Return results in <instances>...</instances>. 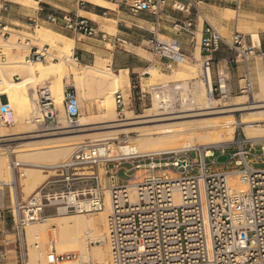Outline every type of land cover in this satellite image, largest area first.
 Here are the masks:
<instances>
[{"label":"built area","instance_id":"built-area-1","mask_svg":"<svg viewBox=\"0 0 264 264\" xmlns=\"http://www.w3.org/2000/svg\"><path fill=\"white\" fill-rule=\"evenodd\" d=\"M34 1L39 9L44 3V0ZM106 1L123 6L132 16L150 13L156 22L167 7V0ZM198 1L191 0V6H196ZM1 9L7 10L8 6L3 3ZM45 21L75 36L107 40V34L97 24L77 14L49 13ZM175 28L195 40L193 20L179 22ZM0 31L3 37L10 36L1 21ZM147 43L156 57L166 61L167 67L183 64L189 58L180 40H162L155 30ZM223 45L234 51L235 56L215 61L212 55ZM200 48L205 54L200 77L208 83L213 97L228 98L233 93L232 68L240 63L244 71L238 79L239 92L253 95L255 80L251 62L256 58L264 61L260 37L255 41L252 35L238 31L226 37L208 24ZM51 57L47 44L31 46L26 56L28 60L41 62ZM5 60L0 48V63ZM1 97L0 124L11 126L14 110L8 99L3 101ZM114 98L117 111H123L126 107L123 92L118 90ZM39 104L44 122L56 128L58 111L49 90L40 91ZM63 105L67 120L77 123L81 104L73 86L65 87ZM260 124H238L239 132L224 145L158 155H124L119 148L128 144L127 141L77 144L66 162L47 167L52 179L26 201H17L11 210L14 226L22 233L28 224L44 222L56 215L100 213L106 209L109 197L111 211L105 239L109 259L84 264H264V167L255 166L264 164V139L248 138L245 134L246 128ZM224 155H229V160L218 166V156ZM142 158L150 159L146 165L149 174L142 180L116 182L112 175L107 185L105 176L113 173V169L109 170L111 165ZM158 169H161L158 173H152ZM89 177L96 180L95 185L73 186ZM44 255L48 264H64L77 258L75 253H57L53 242L48 244Z\"/></svg>","mask_w":264,"mask_h":264},{"label":"bare ground","instance_id":"bare-ground-1","mask_svg":"<svg viewBox=\"0 0 264 264\" xmlns=\"http://www.w3.org/2000/svg\"><path fill=\"white\" fill-rule=\"evenodd\" d=\"M15 2L29 8H36L37 6V2L34 0H15ZM95 4L110 10L115 7V4L106 0H95ZM233 12V10L227 9L224 16H233ZM91 16L94 20H99L100 18L96 15ZM109 21L110 25H108V27L112 29L115 27L114 24L116 21L112 19H109ZM6 30H10L12 36L7 39L6 42L8 44L5 45L9 61L1 62L0 64L2 65L0 67V96L8 97L10 105L14 110L13 125L16 127L14 129L11 128L12 130H8V126L0 124V141L19 139V136L23 135V126L41 124L44 122V116L40 113L41 107L38 94L42 89L49 90L53 98L55 109L59 112V125H57L55 130L59 131L58 134L66 135L64 136L66 140L57 141V139L55 142H52L54 144L53 146L45 150L42 149L44 151H39V149L24 151L29 154L31 153V157L34 159L40 160V163H35L36 165L50 168V166L59 163V159L64 158L67 152L69 154V148L71 149L73 144L58 145L61 142L66 143L72 141L70 135L67 136V134L102 129L107 131L104 133L102 132L103 134L99 132L100 135L93 141H107L116 139L120 132L139 130L140 136L135 145L125 144L120 147L121 149L119 148V150L124 155H158L187 149H202L206 145H224L231 142L233 140L234 124L237 123L234 112L244 111V119L264 116V78L260 81V91L254 94L250 101L237 100L230 96L227 100L222 101L211 95L208 83H205V86L201 87L199 83L194 82L196 78H198V72L192 69L187 72L176 73L175 83L173 84L177 86V89H181V92H179V106L181 108L177 111H169L166 105L164 107L161 104L163 99L159 102V98H156V100H154L156 101L154 113L144 117H136L133 110L125 109V119H116L117 107L114 95L120 88L124 86L129 88L131 86L128 70H120L118 73H115L111 66L106 65L107 58H103L102 61L94 66L83 65L77 62L76 59H73L74 48L76 46L75 40L53 29L40 27L35 30L34 35L26 33L24 36L20 37H18L16 33L18 31L15 29L6 26ZM251 33L253 39L258 41L259 35L257 32L252 31ZM17 37L19 39H17ZM27 40L30 41L28 42ZM39 41L41 43L42 41L46 42L54 51L58 52L60 54V56H57L58 60L45 64L41 61L28 60L22 53L18 52L16 54L13 51L14 48L18 50L22 48L28 52L29 46H34V44ZM69 74L74 77V82L77 86H85L89 93H92L94 89L100 92H97V96L100 94L99 109L101 111V116L97 118L98 122L88 117L85 110H83L81 100H79L81 104V118L78 119L77 123L72 125L67 123V118L64 115L63 101L65 90L64 78ZM147 74L153 77V80L156 79V81L159 79V76H163V73L158 69H150L147 71ZM13 75L15 77L18 75L19 78L14 79ZM47 79H52L51 86L41 87L39 91L38 86L44 85V81ZM158 85H162L161 82ZM218 103L221 104V107H218ZM161 109L163 110L161 111ZM226 113L227 115L225 117H219L223 119L213 124L204 123L196 125L183 123L185 119L192 117ZM242 123L245 122L242 121ZM146 124H152L154 128L151 126L150 128L149 126H144ZM261 126L262 125H258L255 129H261ZM262 130L261 133L256 131V135L248 138L264 139V128ZM56 132H53L54 134L52 135H56ZM73 140L75 141V139ZM50 149H55L57 151H46ZM2 154L0 149V182L4 184H13L12 165L7 163V160L3 158ZM47 161L49 162L46 163ZM63 161L64 160H62V163ZM25 162L26 161L18 160L17 164L20 165V163ZM24 172L26 176L25 183H27V187H29L28 190H31L35 185V183L34 185L32 184L35 181L34 178L36 174H38L40 178L42 177V180L47 177V175L41 176L40 171L34 168H27ZM171 175L175 176L173 172ZM110 211L111 205L108 197L106 209L98 214L92 213L88 215L79 214L65 217H50L41 224H28L25 228V234L31 241L35 240V247L33 246L34 249L31 251V264H47L44 260L45 258H42L45 256L44 251L37 249L42 245L41 243H43L44 240L49 238L51 233L50 230L53 231V235L55 234V238L50 240V243L53 242L54 246H56L59 251L69 250V248L73 247L82 251L84 255H88L89 248L86 242L88 236L94 240H100L99 242H106L103 237L108 233L107 219ZM94 250L96 256L105 255L100 245H97ZM38 256H40L41 259Z\"/></svg>","mask_w":264,"mask_h":264},{"label":"rangeland","instance_id":"rangeland-1","mask_svg":"<svg viewBox=\"0 0 264 264\" xmlns=\"http://www.w3.org/2000/svg\"><path fill=\"white\" fill-rule=\"evenodd\" d=\"M83 1L85 2V6H83V7H87L88 6L87 2L89 0H83ZM91 1H93L95 3V0H91ZM230 1H232V0H223L222 1L223 7L234 8V7L238 6V4L231 3ZM237 1L240 5V11L239 12L234 11L233 16L226 15L225 18L231 19V20L238 19V26H237L238 32L243 33L245 35H252V33H251L252 31L257 32V34L259 35V37L261 39V32H264V0H237ZM10 2H15V0H0V16L2 15V12H3L2 11L3 9H1L2 4L3 3L4 4H10ZM75 3H76V0H51V4H53V6L52 5H45V3H43L42 6L44 7V10L48 13L73 14L72 13V12H74L73 11V5H75ZM19 6L22 8V11L24 13H30L32 15H34L33 11L39 9L38 3H37L36 8H29L23 4H20ZM114 6L115 7L111 10L108 8L102 7L104 10V12L102 14L103 18H101L99 20H92L90 18V16H88L87 14H84L81 10L79 11V14L81 16L89 18L90 20H92L93 22H96L98 24L97 27L99 28V30L101 32L107 34V40L106 41L101 40L100 37L89 38L86 36H75L72 33L64 30L63 28L49 24L47 22H37L36 24H34L32 26H28V27L25 26V28H21L22 30L18 31L16 33H17L18 37L24 36L26 33H30V34L34 35L35 30H37V28H40V27H45V28H49V29H53L55 31H58V32L62 33L63 35H66V36L73 38L75 40L76 46L74 48L73 59H76V57L78 55V50H77L78 47L87 48L89 50V52L91 54V58L88 59V62H82L81 63V60L76 59L77 62H79L83 65L94 66V65L98 64L100 61H102L103 58H107L106 65L111 66V68L113 69V71L115 73H118V71H120L121 68L114 64V60H113L114 56L113 55L114 54L117 55L116 59H117V61H119V63H122V64L125 63L126 64L127 60H129V62H131V60H133V59L131 56L126 57L125 54H127V53H125L124 50H126V52H131V54H135L136 58L143 60V68H139L136 70H128V75H129V80H130L131 86L129 88L124 86L123 88L119 89L123 92L125 99H126L125 109L133 110L134 115L136 117L148 116V115L154 113L155 102H156L154 100H156V98H159V102L163 99V101H161V104L164 107L166 105V107L169 109V111H177L179 108H181L179 106V103H180L179 92H181V89H177V86L175 84H173V83H175L174 80L176 79L175 78L176 73L187 72V71L193 69V70L198 72L197 73L198 78H196V80L194 82L199 83V85H201V87L205 86V83L201 80V77H200V75H201V61L203 59V57H201V49H200L201 34L198 36V46H197L195 55L193 57L190 56V54H189V58L186 60L185 63L173 64L171 67H167L166 66L167 64H163L164 63L163 60H160L158 57H156L153 54V52L150 50L147 42H144L143 46L135 48L131 44H123V42H119L117 40V37H116V35H117V22L114 24L115 27H113L112 29L108 27V25H110V21L108 19L112 17L111 13L118 10V6L117 5H114ZM222 12H223V14L226 13L225 10H223ZM104 13H106V14H104ZM201 26H202V20H201ZM200 30H201V27H200ZM7 31H9V33H10V36H8V37H3L2 36L3 33H1V31H0V38H1L0 48L2 50V54L6 58V60L4 62L9 61V57H8V53L6 51L5 45L8 44L6 42L7 39H9V37L12 36V32L10 30H7ZM220 33L223 36H226V37L229 36V33H227V31L224 29H221ZM18 37H17V39H19ZM160 38L162 40H167L163 36H160ZM27 41L29 42L30 40H27ZM37 43H35L34 45L39 46V47H42L45 44H47L46 42H43V41H42V43L40 41ZM47 45H49V44H47ZM30 48H31V46H29L28 52L22 48L20 50L14 48L13 51L16 54L18 52L22 53L24 55V57L26 58V56L29 54ZM50 52L52 54L51 60L49 58L46 62H43V63L48 64L51 61L58 60L57 56H60V54L58 52L54 51L51 48V46H50ZM1 66L2 65H0V67ZM253 66L255 69V78H254L255 89H254L253 95L247 96L245 94L240 93L238 90H236V92H233L230 95L231 98H236L237 100H244V101L248 102L254 96V94H256L260 91V89H261L260 88V84H261L260 81L262 80V78H264V62H263V59L256 58L255 60H253ZM150 69H158L161 73H163V76L162 75L159 76L158 77L159 79H157V81H156V79L153 80V77H151L150 75L147 74V71H149ZM235 69H236V66H234L232 68V72H234ZM13 78L17 79V78H19V76L17 75L15 77L13 75ZM51 82H52V79L45 80L44 81L45 86L44 85L38 86V90L40 91L41 87L51 86ZM64 82H65V87L66 86H73L76 89L78 96H79V100H81V102H82L83 110H85V113L88 115V117L90 119H93V120L98 122L97 118H99V116H101V111L99 109V96H100V94L97 96V92H98L97 89L96 90L94 89L92 91V93H89L85 86H83V85L77 86L74 82V77L70 74L64 78ZM160 82L162 85H158V84H160ZM162 82H164V83H162ZM158 86H163V88L158 89ZM98 93H100V92H98ZM38 94L40 96L39 92H38ZM215 98L218 100H222V101L227 100V98H220L219 96H215ZM1 99L3 101H5L8 99V97L2 96ZM217 105H218V107H221L220 103H218ZM125 109L123 111H117V108H116V119H121V120L125 119ZM162 110L163 109H161V111ZM204 111H206V110H204ZM40 113L42 115L41 110H40ZM244 114H245L244 111L234 112V115H235L234 117H235L237 123L234 124L233 139H234L235 135L239 132L238 124L242 123V121L245 123L259 122V123H261L260 125H262L260 127L261 129L256 128L257 130L255 128H246L245 134L248 137L256 135V131H259L260 133L263 131L262 129L264 128V116L263 117H251L249 119L248 118L244 119ZM64 115H65V110H64ZM226 115H227V113L226 114H210V115H205V116H201V117H192V118L185 119V121H183V123L196 124V125H200V124H204V123L213 124V123L219 122L221 119H223V118H219V117H222V116L225 117ZM58 116H59V112H58ZM80 118L81 117H79V119ZM67 123L72 125L69 121ZM152 124H146L144 126H149V128L151 126L152 128H154V126H152ZM55 125L57 126L59 124L57 123ZM15 127H16L15 125H11V126H8L7 129L10 130L11 128L14 129ZM56 131L57 130H55V128L51 127L49 122H43L41 124H35V125L31 124L28 126L25 125V126H23V135L19 136L20 137L19 139L1 140L0 141V149H1V153H3L2 156H3V158H5L7 160V163L12 165V168H13V180H12L13 184H11V183L4 184L3 182H0V192L6 194V196L9 195V197L11 199V207L6 210L7 215L9 216L8 217V220H9V228L8 229L9 230H8V232L5 233V235H6L5 236L6 237L5 242L0 243V264H31V261H30L31 251L35 247V240L31 241L30 239H28V237L25 234V230L22 233L21 232L19 233L17 231V229L14 226V222H13L12 215H11V210L14 207V205L17 203V201H26L34 192H36L45 183V181L48 178V177H46V179L43 178V180H42V177L40 178L38 176V174H36L35 178H34V180L36 182L34 181L32 184V185H34V183H35V185L31 189L32 191L28 190L29 187H27L28 185H27V183H25V179H26V176L24 175L25 169H27V168L38 169L40 171L41 176L46 175V174L47 175L52 174L49 172V169L47 168V166L36 165L35 163H40V160L34 159L33 157H31V155H32L31 153L29 154V153L24 152V151H33L34 149H39V151L42 149L45 150V149H48V147L53 146L54 144L52 142H55L57 139H58L57 141L66 140V138H64V136H66V135L58 134L59 131H57V132ZM105 131H107V130L99 129V130H89V131H85V132H77V133L67 134V136L70 135V138L73 142L72 141H69L66 143L61 142L58 145L73 144V146H71V149L69 148V150H70V151L68 150L69 154L67 152V154L64 158L59 159L60 160L59 163H62V160H64L63 162H66L70 158L71 154L74 151V147L77 144H80L83 142H88V141H93L96 139V137L98 135H100L102 132L104 133ZM53 132H56V135H52V134H54ZM99 132H100V134H99ZM35 135H36V137H35ZM139 136H140L139 130L138 131H123L117 135L116 139L107 140V141H109L111 143H114V142L116 143L118 141H127L128 144L135 145L136 141H138V139H139L138 138ZM73 139H75V141ZM121 144H123V143H121ZM44 150H42V151H44ZM46 151H50V152L52 151L53 152V151H57V150H55V149L51 150L50 149V150H46ZM36 155H38V154H36ZM259 155L260 154L257 153V157ZM33 156H35V155H33ZM66 157H67V159H66ZM18 160H21V161L23 160L26 162L20 163V165H19V164H17ZM228 160H229V155L218 156L217 165L221 166V165L225 164ZM209 161H211V160H209ZM48 162L49 161H47L46 163H48ZM149 162H150V159L142 158V159H136V160H128V161L123 162V163H116L115 166L111 165L109 170L113 169L114 174L109 173L107 175V185L109 183H111L112 179L110 177L112 175L115 176L114 180L117 179L116 182L134 183V182H138V181L142 180L145 175L149 174V172L147 171V166H146ZM59 163H57V164H59ZM137 165H141V166L137 167ZM255 166L256 167H264V164H262V163L258 164L257 163ZM160 170L161 169L152 171V173H158ZM171 170H175V168H171ZM100 172H101V174H103L102 168H100ZM41 181H43V182H41ZM96 214H98V213H96ZM70 215H79V214H70ZM70 215H62V216L56 215L53 217H65V216H70ZM82 215H86V214H82ZM34 223L35 224L36 223L41 224L44 222H34ZM50 231H51V233H50L49 238H48L49 241H48V239H46L47 242H46V240H44L45 243L44 242L41 243L42 245L37 250H42L45 252L47 247H48V244L50 243V240L55 238V236H54L55 234L53 235V231L52 230H50ZM107 231H108V228H107ZM106 235H107V233H106ZM106 235H105V237H106ZM88 237L86 238L87 246L89 248L88 255H84L83 252L78 250L77 248L72 247V248H69V250L67 249L65 251H59L57 249V247L54 246L57 253L73 252V253L77 254L76 259H74L70 262H66L64 264H84L86 262L103 263V262L108 261V259H109L108 244L106 242L102 243V242H99L100 240L97 241V240H94L93 238H90V237L88 238ZM105 237H103L104 240H105ZM97 245H100L102 247V249L104 250V252H105L104 256H96L95 255L94 248ZM38 257L41 259L40 256H38ZM42 258L43 259L45 258L44 260L48 264L46 257L44 256Z\"/></svg>","mask_w":264,"mask_h":264},{"label":"crops","instance_id":"crops-1","mask_svg":"<svg viewBox=\"0 0 264 264\" xmlns=\"http://www.w3.org/2000/svg\"><path fill=\"white\" fill-rule=\"evenodd\" d=\"M223 0H199L196 6H191V0H167V7L165 8V12L161 19L156 22L155 17L150 13H143L139 16H132L129 14L123 6H118V10L112 12V20L117 22V40L119 42H123V44H131L135 48L143 46L144 42L152 36L153 31H156L157 36L165 37L168 41L170 40H180L187 50V53L190 56H194L197 46H198V36L201 34V37L204 34L205 28H207L208 24L213 26L219 32L221 29H224L229 33V36L234 32H237L238 19L231 20L225 18V14H223V10L231 9L233 11H240V5L237 0L230 1L231 3L238 4L237 7L229 8L223 7ZM45 5H52L51 0H44ZM88 6H85V2L83 0H76L75 5H73V14H79V11H83L86 13L92 20L93 17L91 15H96L103 18L102 14L104 12L103 8L93 1L89 0L87 2ZM114 4V3H113ZM8 6L7 10H2V15L0 16V21L4 26L11 27L16 31H21V28H25L28 26L34 25V22H46L45 18L49 14L44 10V7L40 5V9L33 11L34 15L30 13H24L22 8L19 6V3L10 2V4H6ZM116 5V4H115ZM82 8V9H81ZM106 14V13H104ZM109 18V19H111ZM108 19V20H109ZM189 20H193L195 28V40H192L191 35L186 32H178L175 28V25L179 22H188ZM202 20V26H201ZM97 24L96 22H94ZM98 25V24H97ZM201 27V30H200ZM200 34H199V33ZM261 41L262 47L264 48V32H261ZM201 49V48H200ZM78 55L76 57L77 60H81L82 62H88V59L91 58V54L87 48L78 47ZM126 57H132L133 60L127 63H119L114 54L113 60L116 66H119L121 70H136L139 68H143V60L136 58L135 54H131V52H126L124 50ZM205 54L201 49V57H204ZM235 56L234 51L230 50L227 46L223 45L221 49L214 53L212 57L215 61H220L224 59H229ZM129 62V63H128ZM264 62V61H263ZM163 64H166L164 61ZM252 72L255 78V69L253 66V62H251ZM244 71V66L240 63L232 75V88L233 92H236L238 89V79L242 75ZM113 172V171H112ZM51 173V172H50ZM47 175V174H46ZM47 180L45 183L52 179V174L47 175ZM115 177V176H114ZM107 180V175L105 176ZM117 180V179H116ZM44 183V184H45ZM96 180L94 178H84L78 180L74 183V187H84V186H93L95 185ZM43 184V185H44ZM11 207V199L9 195L0 192V243H4L6 239L5 233L8 232L9 228V220L7 215V209ZM2 253V252H1Z\"/></svg>","mask_w":264,"mask_h":264}]
</instances>
